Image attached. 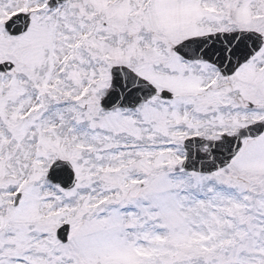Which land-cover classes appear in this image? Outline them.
<instances>
[{
    "label": "snow or ice",
    "instance_id": "6c2138e0",
    "mask_svg": "<svg viewBox=\"0 0 264 264\" xmlns=\"http://www.w3.org/2000/svg\"><path fill=\"white\" fill-rule=\"evenodd\" d=\"M0 264H264V0H0Z\"/></svg>",
    "mask_w": 264,
    "mask_h": 264
}]
</instances>
